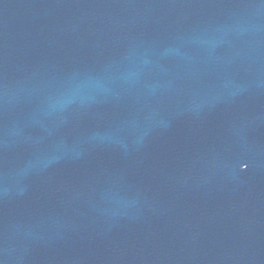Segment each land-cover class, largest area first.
<instances>
[{
    "label": "water",
    "instance_id": "obj_1",
    "mask_svg": "<svg viewBox=\"0 0 264 264\" xmlns=\"http://www.w3.org/2000/svg\"><path fill=\"white\" fill-rule=\"evenodd\" d=\"M0 264H264V0H0Z\"/></svg>",
    "mask_w": 264,
    "mask_h": 264
}]
</instances>
